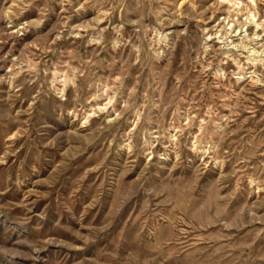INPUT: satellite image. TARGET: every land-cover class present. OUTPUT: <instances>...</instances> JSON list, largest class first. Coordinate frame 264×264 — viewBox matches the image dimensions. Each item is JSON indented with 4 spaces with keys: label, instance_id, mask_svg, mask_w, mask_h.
Masks as SVG:
<instances>
[{
    "label": "rangeland",
    "instance_id": "374dc122",
    "mask_svg": "<svg viewBox=\"0 0 264 264\" xmlns=\"http://www.w3.org/2000/svg\"><path fill=\"white\" fill-rule=\"evenodd\" d=\"M263 65L264 0H0V264H264Z\"/></svg>",
    "mask_w": 264,
    "mask_h": 264
},
{
    "label": "bare ground",
    "instance_id": "6f19581e",
    "mask_svg": "<svg viewBox=\"0 0 264 264\" xmlns=\"http://www.w3.org/2000/svg\"><path fill=\"white\" fill-rule=\"evenodd\" d=\"M252 19V18H251ZM250 52H253V51H250ZM264 66V65H263ZM241 70V69H240ZM252 71V70H251ZM239 73V72H238ZM244 73V72H243ZM250 78H252V76L250 77ZM253 80V79H252Z\"/></svg>",
    "mask_w": 264,
    "mask_h": 264
}]
</instances>
